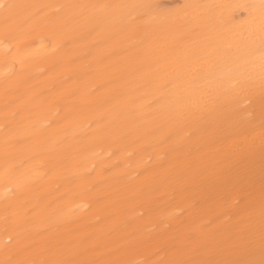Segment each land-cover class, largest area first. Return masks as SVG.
Listing matches in <instances>:
<instances>
[{"label":"bare ground","instance_id":"1","mask_svg":"<svg viewBox=\"0 0 264 264\" xmlns=\"http://www.w3.org/2000/svg\"><path fill=\"white\" fill-rule=\"evenodd\" d=\"M262 26L264 0H0V264H264Z\"/></svg>","mask_w":264,"mask_h":264},{"label":"snow or ice","instance_id":"2","mask_svg":"<svg viewBox=\"0 0 264 264\" xmlns=\"http://www.w3.org/2000/svg\"><path fill=\"white\" fill-rule=\"evenodd\" d=\"M2 7H5L6 9H9V8H12V7H14V6H12V5H3ZM146 7H159V5H149V6H146ZM8 19V16H7V13H6V20ZM262 32H264V26H262Z\"/></svg>","mask_w":264,"mask_h":264}]
</instances>
